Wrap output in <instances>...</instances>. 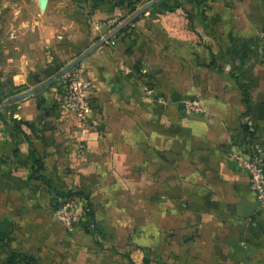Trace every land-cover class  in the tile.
Returning <instances> with one entry per match:
<instances>
[{
  "label": "crops",
  "instance_id": "1",
  "mask_svg": "<svg viewBox=\"0 0 264 264\" xmlns=\"http://www.w3.org/2000/svg\"><path fill=\"white\" fill-rule=\"evenodd\" d=\"M0 2V101L128 12ZM80 66L87 121L61 104L66 76L0 107V264H264V207L233 156L264 150V0H158ZM68 194L92 210L71 229Z\"/></svg>",
  "mask_w": 264,
  "mask_h": 264
},
{
  "label": "built area",
  "instance_id": "2",
  "mask_svg": "<svg viewBox=\"0 0 264 264\" xmlns=\"http://www.w3.org/2000/svg\"><path fill=\"white\" fill-rule=\"evenodd\" d=\"M66 77L67 86L65 92L61 95V104L80 119L87 121L92 112L91 84L85 78L84 71L80 65L69 71ZM146 90L150 95H155L153 89L146 88ZM158 100L164 105L167 104L164 98H158ZM184 105L192 113L208 115V111L200 99H187L184 101ZM233 156L238 160L241 168L250 176L252 188L256 191L259 202L264 207V150L251 151L248 156L238 153H234ZM77 209L78 203L76 200L67 199L56 209V214L71 229L86 214L85 209L82 213L83 215L79 214Z\"/></svg>",
  "mask_w": 264,
  "mask_h": 264
},
{
  "label": "water",
  "instance_id": "3",
  "mask_svg": "<svg viewBox=\"0 0 264 264\" xmlns=\"http://www.w3.org/2000/svg\"><path fill=\"white\" fill-rule=\"evenodd\" d=\"M158 0H148L140 7H138L135 11L130 13L128 16L124 17L115 27H113L108 33H106L103 37H100L97 41L87 47L84 51H82L79 55H77L71 62L61 68L59 71L51 75L45 80H42L39 76L35 77L36 84L29 89L18 92L10 97H7L0 101V107L15 103L24 98L32 96L45 88L53 85L58 80L67 75L69 71H71L76 66L80 65L83 60H85L88 56H90L94 51L104 45L106 42L110 41L117 34L121 33L125 28H127L130 24H132L137 18H139L142 14H144L151 6H153Z\"/></svg>",
  "mask_w": 264,
  "mask_h": 264
},
{
  "label": "trees",
  "instance_id": "4",
  "mask_svg": "<svg viewBox=\"0 0 264 264\" xmlns=\"http://www.w3.org/2000/svg\"><path fill=\"white\" fill-rule=\"evenodd\" d=\"M112 2L116 6H120V7L128 8V9L130 8V13H132L136 9V7H132V0H112ZM67 197H69L71 199V197H74V195L68 194ZM69 198H66V196H65L64 200H67ZM61 204H59L58 207H60ZM85 210H86L87 217L90 218V216L92 214L90 203L86 204ZM15 259H19L20 262L22 261V264H32V261L34 260V259H32L31 256H29L27 254H22L21 255L19 253H13L12 256L9 258L8 262L9 263L13 262Z\"/></svg>",
  "mask_w": 264,
  "mask_h": 264
},
{
  "label": "rangeland",
  "instance_id": "5",
  "mask_svg": "<svg viewBox=\"0 0 264 264\" xmlns=\"http://www.w3.org/2000/svg\"><path fill=\"white\" fill-rule=\"evenodd\" d=\"M57 4H58V7H59V9L61 10V8H63V6H66V10H68V5L65 3L66 2V0H54ZM148 0H132V7H136V9L138 8V7H140L142 4H144L145 2H147ZM28 2H29V4L30 5H32L31 3H30V0H28ZM38 2H39V7H40V11L43 13V14H45L46 13V7L47 6H45V4H46V2H48V0H38ZM0 4H1V2H0ZM44 5V6H43ZM47 5V4H46ZM139 5V6H138ZM135 9V10H136ZM128 12H127V15L126 16H128L129 14H130V8L127 10ZM31 12L32 13H35V11H33V9H31ZM125 16V17H126Z\"/></svg>",
  "mask_w": 264,
  "mask_h": 264
}]
</instances>
